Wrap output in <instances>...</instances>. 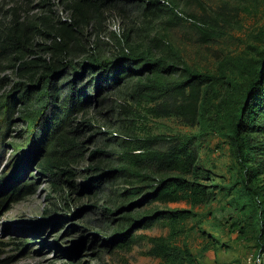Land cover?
Masks as SVG:
<instances>
[{
  "label": "rangeland",
  "instance_id": "1",
  "mask_svg": "<svg viewBox=\"0 0 264 264\" xmlns=\"http://www.w3.org/2000/svg\"><path fill=\"white\" fill-rule=\"evenodd\" d=\"M148 1L111 0L101 13L74 26L67 45L57 52L55 44L62 38L55 28L72 21L73 0H0V199L14 184H32L0 208V264H157L158 259L145 254L149 243L143 236L165 234L167 228L159 221L130 226L132 218L189 204L136 203L146 190L144 182L107 172L120 164V153L132 150L136 138L196 127L178 116H155L152 108L162 98L154 97L161 91L140 84L154 76L176 82L191 71L219 74L223 69L226 75H240L235 63L258 58L264 48V0H201L227 20L220 18L225 33L208 41L200 40L190 20L171 21L173 2L185 18L189 10L201 11L194 0ZM129 52L161 62L140 70L144 62L139 59L118 85H103L98 97L91 92L53 133L55 151L44 169L46 147L31 142L39 126L34 128L23 116L35 99L22 102V89H34L43 63L58 59L63 72V77L61 72L56 75L59 86L72 77V67L83 70L84 85L96 71L83 68L84 63L110 61ZM199 154L212 168L206 181L211 194L194 207L203 215L195 217L202 221L188 236L191 250L201 264H259L252 260L257 248L245 216L227 203L230 195L224 186L242 175L229 141L209 135ZM96 176L101 177L100 185L90 188L87 182ZM254 181L264 190V172ZM129 227L134 237L129 247L106 243L116 231ZM203 244L208 249L203 251Z\"/></svg>",
  "mask_w": 264,
  "mask_h": 264
},
{
  "label": "trees",
  "instance_id": "2",
  "mask_svg": "<svg viewBox=\"0 0 264 264\" xmlns=\"http://www.w3.org/2000/svg\"><path fill=\"white\" fill-rule=\"evenodd\" d=\"M110 1L73 0L72 21L61 22L55 28L62 38L61 42L55 44V50L58 52L67 45L74 26H80L89 16L101 13ZM194 1L201 11L189 10L186 18L173 2L170 5L171 21L175 24L184 19L190 20L201 41L223 35L225 31L220 18L224 13L217 10L210 12L201 0ZM152 3L159 1H148V4ZM139 59L144 62L140 70L161 62L160 59L154 61L143 53L138 55L133 52L96 64V61H90V64L83 65V68L87 65L96 67L90 81L80 84L83 70L72 67V77L65 86L58 85L56 75L61 72L58 59L56 63L49 61L42 64L43 69L34 89L25 85L19 97L22 102L35 99L34 106L27 108L23 116L34 128L39 126V130L33 132L31 142L36 145L42 142V147H46L41 162L44 169L49 167V156L55 151L51 137L64 117L74 108L82 107L91 92L98 97L105 89L103 85H118L123 78L131 75L134 71L132 66ZM235 65L240 69L241 76L226 75L223 69L219 74L191 71L187 77L176 82L168 83L154 76L149 82L140 84L143 88L155 86L161 91L154 97L162 98L152 108L155 116H178L187 126L196 127L195 130L181 133L136 138L132 150L120 153V164L107 172L113 177L127 176L144 182L146 190L136 203L154 200L166 204L183 200L189 204L188 208H156L148 215L132 218L130 226H146L159 221L167 228L165 234L143 236L149 243L145 254L158 259L157 264H201L199 256L189 246L188 236L194 224L202 221L195 219L203 214L194 207L205 203L211 194L206 181L212 168L201 162L199 146L212 134L229 141L239 172H242L224 186L225 194L230 195L227 203L246 217L244 220L255 240L256 253L262 257L264 264V190L254 181L264 172V48L258 58L238 61ZM64 88L66 90L61 91ZM170 90L174 95L170 94ZM171 96L175 97L173 101L169 99ZM100 180L101 177L96 176L87 184L90 188H96ZM31 186L27 181L11 186V191L0 199V208L7 200L13 201L20 194L28 192ZM191 219L195 221L188 225ZM133 239L129 227L116 231L105 241L111 247L125 248L130 246ZM206 249L208 244H203L202 250Z\"/></svg>",
  "mask_w": 264,
  "mask_h": 264
},
{
  "label": "built area",
  "instance_id": "3",
  "mask_svg": "<svg viewBox=\"0 0 264 264\" xmlns=\"http://www.w3.org/2000/svg\"><path fill=\"white\" fill-rule=\"evenodd\" d=\"M251 259V258H250ZM252 260L255 262V263H259L261 264V261H262V257L257 254L254 258H252Z\"/></svg>",
  "mask_w": 264,
  "mask_h": 264
}]
</instances>
